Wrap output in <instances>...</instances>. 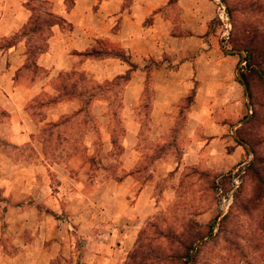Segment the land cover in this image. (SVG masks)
I'll return each instance as SVG.
<instances>
[{
  "label": "rangeland",
  "instance_id": "1",
  "mask_svg": "<svg viewBox=\"0 0 264 264\" xmlns=\"http://www.w3.org/2000/svg\"><path fill=\"white\" fill-rule=\"evenodd\" d=\"M73 1L65 0V8L70 9ZM197 4L192 24L204 27L202 37L208 46L234 57L225 66L233 81L222 83L224 100L216 114L193 113L197 103L205 110L206 98L211 97L193 90L182 97L177 113L166 120L155 118L150 114V92L144 96L138 108L141 140L134 151L128 146L125 153L135 175L125 185L123 203L114 198L118 196L113 180L126 172L120 160L125 124L119 115L126 79L99 82L90 73H62L46 87L49 96L29 107L35 120L46 118L44 109L57 102L76 101L80 107L75 130L68 132L66 120L60 126L58 121L46 122L40 143L28 149L29 157L38 154L59 172L66 193L55 217L59 222L54 239L45 242L46 249H36L52 252L53 241L57 259L53 264H264V199H258L264 194V85L251 81V101L241 76L245 52L234 28H245L256 19L254 29L263 33L264 8L259 7L264 0H198ZM27 8L31 17L26 29L3 43L14 45L25 38L27 65L21 75L43 79L46 71L35 66L42 54L38 49L47 44L51 24L63 30L69 27L57 20L50 3L34 0ZM93 54L104 58L108 53ZM111 54L123 56L119 51ZM171 65L173 70L175 64ZM253 112L255 118L250 120ZM213 115L227 119L219 121L228 126L224 134L211 136L205 128ZM145 185L148 193L136 203ZM36 254L27 260L35 264Z\"/></svg>",
  "mask_w": 264,
  "mask_h": 264
},
{
  "label": "crops",
  "instance_id": "2",
  "mask_svg": "<svg viewBox=\"0 0 264 264\" xmlns=\"http://www.w3.org/2000/svg\"><path fill=\"white\" fill-rule=\"evenodd\" d=\"M33 1L0 0V264H32L33 260L27 258L34 253H39L34 256L35 264L46 260L53 264L56 259L54 242L51 240L49 247L52 252H46L45 242L54 239L59 222L55 217L61 196L66 197L64 184L58 171L38 154L36 158L29 157L28 149L34 142L40 143L46 122L58 121L60 126L66 120L68 132L75 130L74 121L80 115L76 101L47 106L44 112L48 116L41 120H35L30 113L31 104L49 96L46 87L60 74L90 73L99 82L127 77L124 106L119 113L125 124L121 170L126 172L113 180L120 199L114 198L120 203L128 193L125 185L134 181L135 173L130 172L131 163L125 153L128 146L134 151L141 140L138 108L144 96L150 92V114L155 118L166 120L165 116L177 113L182 97L193 90L198 96H211L206 98L205 110L201 111L197 103L193 113L216 114L224 97L222 83L233 81L230 74L226 75L225 66L234 57H224L218 49L208 46L202 37L204 27L192 24L193 18L197 20L198 0H74L70 9L65 8V0H42L50 3L54 16L69 28L51 27L47 50L35 61L46 76L28 79L21 75L27 65L26 39L14 45L3 42L26 29L31 17L27 4ZM112 51H119L128 62L113 56ZM93 52L108 54L104 58L83 56ZM171 64H175L173 70ZM49 90L54 94L50 87ZM210 107L211 112L207 109ZM217 118L213 115L209 126L206 123L211 136L224 134L228 127L219 122L227 119ZM147 189L145 185L136 203L146 197ZM11 229L15 230L13 234L9 233ZM40 248L45 249L38 252ZM25 249L29 252L25 253Z\"/></svg>",
  "mask_w": 264,
  "mask_h": 264
},
{
  "label": "trees",
  "instance_id": "3",
  "mask_svg": "<svg viewBox=\"0 0 264 264\" xmlns=\"http://www.w3.org/2000/svg\"><path fill=\"white\" fill-rule=\"evenodd\" d=\"M259 8L260 9L264 8V6H260ZM257 11L259 10H256V12ZM263 15L262 17L264 18ZM57 20L65 24V22L62 19L57 18ZM255 22H257L256 19H254L253 22L247 24L245 28H243L240 25L234 26L235 33H237V36L239 37V41L241 42L240 44L243 48L242 50L245 52V58L243 59V62L245 63L244 65L245 68H244V73L241 74V76H242V81L244 82L243 85L248 90V97L251 101H254V93L251 92V89H252L251 84L252 83L254 84L256 82L259 85L261 84L264 85V32L263 33L256 32V29H254V24H253ZM55 25H58V24L53 23L51 24V27ZM232 34H234V32ZM46 49H47V44L45 45V47L41 49L39 48L38 52L43 53L46 51ZM93 55H94L93 53L83 54V56H93ZM113 56H115L116 58H119L123 62H128L126 58H123V56H118V55H113ZM245 71H246V74H245ZM123 78L127 79V77H121L119 79H123ZM254 118H255V112L252 113L250 120ZM252 151L255 156V161L260 163L259 162L260 159L258 158L253 148H252ZM255 165H256L255 162L251 163L249 169L252 170L255 167ZM261 198L264 199V194L260 193L258 196V199H261Z\"/></svg>",
  "mask_w": 264,
  "mask_h": 264
},
{
  "label": "built area",
  "instance_id": "4",
  "mask_svg": "<svg viewBox=\"0 0 264 264\" xmlns=\"http://www.w3.org/2000/svg\"><path fill=\"white\" fill-rule=\"evenodd\" d=\"M225 21H227V19L225 18ZM227 33H228V31H227Z\"/></svg>",
  "mask_w": 264,
  "mask_h": 264
}]
</instances>
